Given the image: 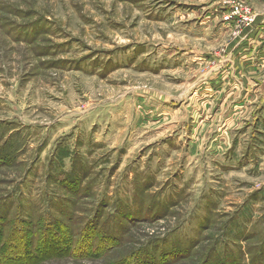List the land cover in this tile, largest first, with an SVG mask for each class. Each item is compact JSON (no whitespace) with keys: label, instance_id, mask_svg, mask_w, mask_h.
<instances>
[{"label":"rangeland","instance_id":"obj_1","mask_svg":"<svg viewBox=\"0 0 264 264\" xmlns=\"http://www.w3.org/2000/svg\"><path fill=\"white\" fill-rule=\"evenodd\" d=\"M0 218V264H264V0H0Z\"/></svg>","mask_w":264,"mask_h":264},{"label":"trees","instance_id":"obj_2","mask_svg":"<svg viewBox=\"0 0 264 264\" xmlns=\"http://www.w3.org/2000/svg\"><path fill=\"white\" fill-rule=\"evenodd\" d=\"M6 227L7 226L4 224L3 220L0 218V245L2 244V237H3V234L5 232L4 230H5ZM28 233H30V232L28 231ZM52 234H53V232L51 230V233H48L46 235V242L44 244H42V246H41L43 248V250L47 249V246H48V242L47 241L51 237H53V239H55V241H57L58 243L61 242L62 240L67 241V239H68V241H70L69 240L70 237L67 236L68 232L66 233V235L64 233L63 235L56 234L55 236H50Z\"/></svg>","mask_w":264,"mask_h":264},{"label":"built area","instance_id":"obj_3","mask_svg":"<svg viewBox=\"0 0 264 264\" xmlns=\"http://www.w3.org/2000/svg\"><path fill=\"white\" fill-rule=\"evenodd\" d=\"M234 10H235V14L242 15V12H241V8L240 7L236 6V8ZM244 20L247 22L248 25H250L251 23L254 22V17L247 16L245 14Z\"/></svg>","mask_w":264,"mask_h":264}]
</instances>
